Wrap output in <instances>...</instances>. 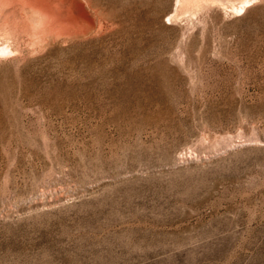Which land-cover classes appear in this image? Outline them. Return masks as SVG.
<instances>
[{
    "label": "rangeland",
    "instance_id": "rangeland-1",
    "mask_svg": "<svg viewBox=\"0 0 264 264\" xmlns=\"http://www.w3.org/2000/svg\"><path fill=\"white\" fill-rule=\"evenodd\" d=\"M136 2L135 62L0 64V264H264V0Z\"/></svg>",
    "mask_w": 264,
    "mask_h": 264
},
{
    "label": "bare ground",
    "instance_id": "bare-ground-1",
    "mask_svg": "<svg viewBox=\"0 0 264 264\" xmlns=\"http://www.w3.org/2000/svg\"><path fill=\"white\" fill-rule=\"evenodd\" d=\"M256 1L176 0L167 16L193 15L213 5L241 13ZM137 4L136 0L120 7L114 0H0V64L68 47L79 49L59 74L86 73L112 57L135 62L141 31L148 27ZM76 84L91 85V81Z\"/></svg>",
    "mask_w": 264,
    "mask_h": 264
}]
</instances>
